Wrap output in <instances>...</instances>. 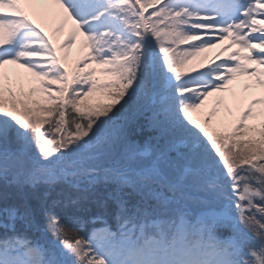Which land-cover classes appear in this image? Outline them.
<instances>
[{"label":"snow or ice","instance_id":"snow-or-ice-1","mask_svg":"<svg viewBox=\"0 0 264 264\" xmlns=\"http://www.w3.org/2000/svg\"><path fill=\"white\" fill-rule=\"evenodd\" d=\"M42 4L58 8L56 32L71 22L60 49L36 22ZM77 35L116 78L99 85L113 103H82L95 70L59 54ZM222 41L239 50L181 74L180 57ZM238 76L246 102L233 114L216 97L198 122ZM221 107L233 118L218 134ZM60 186L74 195L49 201ZM87 205L114 225L84 235L62 214ZM0 264H264V0H0Z\"/></svg>","mask_w":264,"mask_h":264},{"label":"rangeland","instance_id":"rangeland-1","mask_svg":"<svg viewBox=\"0 0 264 264\" xmlns=\"http://www.w3.org/2000/svg\"><path fill=\"white\" fill-rule=\"evenodd\" d=\"M59 22H60L59 18H54L52 22L49 21V25H51L54 29H56L57 26L59 25ZM69 24H71V22H69ZM203 38L207 39L208 37L204 36ZM59 39L61 43L59 42L58 39H57L58 41L55 39L58 45V49H60V45L64 41V35L62 33L59 34ZM193 43H198V41H194ZM216 45L220 46L221 44L216 43L215 46ZM187 47H188L187 45H177L176 52L173 54L176 55L178 53H183V51ZM213 48L214 47L205 49L204 51L199 52L196 55H193L187 58L180 57L183 60V63L179 65L180 72L185 73L186 71H191V73L189 74L191 75L193 74V71H192L193 69L202 71V70H205L206 67L215 66L216 63H220L221 60L225 58L226 51H223V47H221L219 51L222 52V55L218 57V55H215ZM59 53L62 56V58L65 60L64 62H67V66L69 67V69L72 70L73 73L76 71H79V74L81 75V77L85 75L87 72L92 71L93 69L95 70L94 76L92 78L97 81V84H98L97 90L100 94L95 93L92 96H89L85 104L87 105L107 104L113 101L112 98L109 96V89L99 87V85H101V83L102 84L111 83L116 78L111 75H106L102 72V69L106 68L107 66H102V65L87 61L88 49L83 47L82 40L80 41L79 45H75L74 43L70 48H64ZM81 60L86 61V64L84 66H81L79 69H77V65L79 64ZM7 68L9 69L8 71H7ZM15 68H17V66L15 65L10 66V67L7 66L5 67L3 71L5 73L7 71V74H8L7 76H11L13 79H15L16 77L14 76V74H16ZM21 73L24 75H29V77H27V80L29 81L34 80V78H32L29 73L25 71H22ZM248 82H249V79L244 80L243 76H238L237 79L233 82V84L229 85V88L236 89L237 101L234 106L229 104L232 107L233 114L237 112L238 107L242 106V102H246L247 98H249L251 95V93H246L243 90V85ZM220 96L224 97L223 93H217L214 95V97H210L209 100L205 103V105L202 108L193 111L192 113L193 117L197 119L198 122H200L202 119L205 120L209 116L212 108L215 106L214 105L215 98L220 97ZM35 97L41 100L44 99V95H42L41 93H36ZM85 99L86 97L83 98L82 102H84ZM232 118L233 117L228 116L225 113L223 107H221L218 110V115L211 117L212 122L208 126H210L211 131L215 133H218V134L223 133L226 129L225 127L221 126L219 121H223L225 124H227V122L230 121Z\"/></svg>","mask_w":264,"mask_h":264},{"label":"trees","instance_id":"trees-1","mask_svg":"<svg viewBox=\"0 0 264 264\" xmlns=\"http://www.w3.org/2000/svg\"><path fill=\"white\" fill-rule=\"evenodd\" d=\"M69 195H74L72 192H70L68 190V192H60L56 195L55 200H65ZM71 209L73 210V212L69 211V213H66V216H68L69 218L73 217L74 215L79 216V218L81 219L83 216L86 215V207H75V209L73 208V206L71 207ZM57 211H60V208L57 209Z\"/></svg>","mask_w":264,"mask_h":264},{"label":"bare ground","instance_id":"bare-ground-1","mask_svg":"<svg viewBox=\"0 0 264 264\" xmlns=\"http://www.w3.org/2000/svg\"><path fill=\"white\" fill-rule=\"evenodd\" d=\"M232 91L231 92H227L225 95V98L227 99V101L229 102L230 105L234 106L236 101L233 100V93H235L236 96V89L235 88H230Z\"/></svg>","mask_w":264,"mask_h":264}]
</instances>
